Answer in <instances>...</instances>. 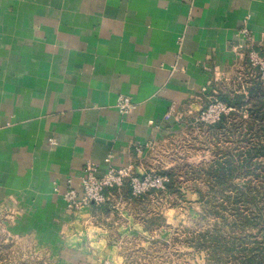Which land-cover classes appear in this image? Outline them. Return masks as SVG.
Returning <instances> with one entry per match:
<instances>
[{"label": "crops", "instance_id": "0c3cea01", "mask_svg": "<svg viewBox=\"0 0 264 264\" xmlns=\"http://www.w3.org/2000/svg\"><path fill=\"white\" fill-rule=\"evenodd\" d=\"M243 24L264 41V0H0V208L64 233L63 262L110 258L92 207L72 212L64 194L81 196L88 163L137 164L162 118L196 111L241 57Z\"/></svg>", "mask_w": 264, "mask_h": 264}, {"label": "rangeland", "instance_id": "374dc122", "mask_svg": "<svg viewBox=\"0 0 264 264\" xmlns=\"http://www.w3.org/2000/svg\"><path fill=\"white\" fill-rule=\"evenodd\" d=\"M240 32L246 39L232 71L212 82L196 111L162 118L137 164L123 166L162 185L134 193L125 182L103 204L86 206L96 233L117 248L110 258L81 251L63 262L64 233L56 242L0 208V264H264V41L251 45L244 24ZM123 98L136 107L119 95L120 113ZM217 103L218 116L206 118Z\"/></svg>", "mask_w": 264, "mask_h": 264}, {"label": "built area", "instance_id": "2783aa9c", "mask_svg": "<svg viewBox=\"0 0 264 264\" xmlns=\"http://www.w3.org/2000/svg\"><path fill=\"white\" fill-rule=\"evenodd\" d=\"M255 56V55H254ZM120 111L127 113L134 108L133 103L129 98H123L119 102ZM221 103L212 105L205 113L206 118H214L218 116L220 112ZM215 114V115H214ZM96 166L93 163H88L84 170V176L82 177V193L81 196L68 187V190L64 194V200L67 201L68 208L77 209L81 206L100 205L106 202V191L113 188L121 187L125 182H129L134 193H140L148 185H162V178L160 177H144L139 179L133 177L130 173L129 167H110L102 176L96 175Z\"/></svg>", "mask_w": 264, "mask_h": 264}, {"label": "trees", "instance_id": "16d2710c", "mask_svg": "<svg viewBox=\"0 0 264 264\" xmlns=\"http://www.w3.org/2000/svg\"><path fill=\"white\" fill-rule=\"evenodd\" d=\"M224 101H225L226 103H228V98H224Z\"/></svg>", "mask_w": 264, "mask_h": 264}]
</instances>
